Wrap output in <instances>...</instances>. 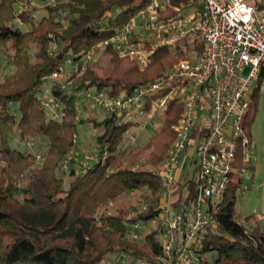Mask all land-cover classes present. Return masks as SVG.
I'll return each instance as SVG.
<instances>
[{"label":"trees","instance_id":"trees-1","mask_svg":"<svg viewBox=\"0 0 264 264\" xmlns=\"http://www.w3.org/2000/svg\"><path fill=\"white\" fill-rule=\"evenodd\" d=\"M42 1L49 3L45 6L47 15L36 20L27 0H0V264H99L103 258L122 252L151 261L162 253L161 230L135 242L128 236L126 223L149 222L161 215L162 184L156 172L137 165L142 152L148 150L153 151L150 165L166 162L184 107L172 100L154 136L143 145H135V140L128 147L125 136L138 124L116 116H106L102 122L88 118L104 131L96 137L97 161L84 167L72 156L78 125L85 123L78 120V96L91 89L110 97L131 95L159 80L165 70L177 60L188 59L189 54L182 46L161 48L143 69L109 45L104 50L111 65L107 73L100 74L92 66L96 61L86 65L73 86L62 89L68 77L63 75L62 64L70 58L78 62L92 47L109 41L150 0ZM170 2L182 11L189 6L184 5L185 0ZM18 4L22 5L19 10ZM114 10H118L116 15H112ZM195 50L201 55L203 44L198 42ZM9 66L12 73L3 77ZM55 73L61 74V80L53 79ZM48 78L54 82L51 98L63 108L61 119L49 118L42 104V87ZM162 95L150 99L146 110L151 111L152 101ZM256 110L255 102L245 122L249 136ZM15 138L41 143L39 165L34 154L11 146ZM140 147L142 152L137 150ZM128 157L133 159L127 161ZM65 163L69 165L68 189L58 176ZM248 169L238 155L219 205L217 226L204 242V253L215 256L209 264H264L263 219L256 218L255 226L247 228L235 215L243 174ZM193 176L183 178L191 191L188 198L194 197ZM135 192L141 193L138 206L115 214L107 212L120 196Z\"/></svg>","mask_w":264,"mask_h":264},{"label":"built area","instance_id":"built-area-1","mask_svg":"<svg viewBox=\"0 0 264 264\" xmlns=\"http://www.w3.org/2000/svg\"><path fill=\"white\" fill-rule=\"evenodd\" d=\"M188 5L193 13L186 16L170 0H150L109 41L92 47L83 64L76 62L73 73L62 86V89L73 86L75 77L84 73L86 65L97 61H93V54L98 47L105 49L112 45L120 56L135 60L145 69L161 48L203 44L201 55L194 50L193 59L180 60L159 80L139 87L131 95L82 93L108 117L116 116L120 121L138 125L139 117L147 115L150 123H155L172 100H178L184 107L176 141L164 166L156 172L164 201L158 217L164 239L162 253L145 261L122 252L103 258L99 264L211 263L204 253V242L210 230L217 226L219 205L238 155L243 157L244 166H251L255 160L256 145L245 129V122L256 96L264 93V0H191ZM53 79L61 80V74L55 73ZM159 94L162 97L153 100L151 111H147V103ZM42 104L49 118H62L60 105L53 98H42ZM36 145L34 141L27 142L28 147ZM189 148L196 154L193 198H188L191 191L186 183L177 181L179 162ZM34 155L40 162L42 153ZM61 171L67 174L68 163ZM184 191L188 193L185 201ZM173 201L179 202L175 209ZM261 218L264 219V212ZM126 225L129 238L135 242L151 233L139 222Z\"/></svg>","mask_w":264,"mask_h":264},{"label":"rangeland","instance_id":"rangeland-1","mask_svg":"<svg viewBox=\"0 0 264 264\" xmlns=\"http://www.w3.org/2000/svg\"><path fill=\"white\" fill-rule=\"evenodd\" d=\"M186 4H189L191 0H185ZM49 4L48 2H44L42 0H27L26 5H30L28 9L30 12H32L33 16L36 20H39L41 17L47 15V11L45 6ZM21 4H18L16 6L17 10L21 8ZM27 10V8H26ZM118 13V10H114L112 15H116ZM193 13V10L190 6H187L183 10V14L186 16H189ZM18 27L22 30H26L27 26H24L22 24H18ZM198 43V42H197ZM197 43L192 45H187L184 47V51L188 52L189 58L193 59L197 54L193 53L195 49H197ZM104 48L98 47L95 54H93V61L97 60V64H93L98 72L100 74H105L110 69V63L109 58L104 55ZM86 58L83 57L78 64L81 65L85 62ZM178 61V60H177ZM175 62L176 64L178 62ZM173 64V67L176 64ZM76 67V62L70 58V61H66L62 64V70L63 75L65 77L69 76L71 73H73L74 69ZM171 67L168 70H165L164 74L168 72L169 70L173 69ZM12 73V67H6V70L4 71L3 77L10 75ZM163 74V75H164ZM247 74V72L245 73ZM53 80L51 78H48L45 80L43 87H42V97L44 99L51 98V92L53 88ZM90 93H95L94 89L90 90ZM255 102L257 103V110H256V116L255 121L251 125L250 133L251 138L256 145V153H255V160L252 162L253 169H248L244 172L243 177V184L241 186V190L239 192V196L237 198V203L235 206V215L236 219L241 222L245 227L251 228L254 227L256 224V218L262 217V213L264 212V93H258V95L255 98ZM78 120L79 122L81 120H84L85 123H79L78 125V133L76 136V146L74 149V153L72 156L76 158L78 161V164H84L87 165L90 164V161L93 162L95 159L100 155L97 143H96V137L104 131L101 127H96L93 122L88 121V118L96 119L98 122H102L105 117L107 116L105 112H103L99 107H97L95 104H93L90 99L85 96V94H80L78 96ZM63 108L62 106H59V111L62 112ZM147 116H140L137 123L140 122V125H137L131 131H129L124 140V145H127L129 143H132L133 141L136 142L135 145L139 144H145L149 138L153 137L154 134L159 130L162 121L164 120L165 116L160 115L158 118H156L155 123H150V120ZM150 123L149 126H145L144 123ZM11 146L15 149H19L21 151H28L32 154L40 153L42 145L41 143H38L36 147L31 148L27 146L26 142H20L18 138H15ZM173 147V146H172ZM172 149V148H171ZM170 149V150H171ZM137 150H141L140 148H137ZM131 152H133V155L135 154L136 150L132 147L130 149ZM152 150L143 151L142 155L139 159L140 166L139 169H147L151 172H157L160 170L163 165H159L157 167H153L149 164L150 157L152 154ZM156 152V151H155ZM193 154V155H192ZM191 155L196 158V154L194 150H189L185 155L183 156V161L186 159H190ZM129 159V157H128ZM133 158L127 160L131 161ZM188 161L186 162L184 168H183V174L189 173V179L192 178L193 172L196 169V165L193 164L192 166H189ZM37 165L38 161H37ZM180 165V163H179ZM2 164L0 163V167ZM181 168V167H179ZM58 176L64 179V188L68 189L69 187V177L67 174L63 173L61 170L58 171ZM178 183H182L183 179L177 178ZM27 182V180H26ZM181 191V187H177V194L179 195ZM188 193L186 191L183 192V201L187 198ZM141 193L135 192L132 194H124L120 196L116 201H114L111 205H109L107 212L110 214L117 213L118 210H124L128 211L131 208L138 206V203L140 201ZM179 204L178 201H173L172 206L173 208H177V205ZM260 217V218H261ZM140 226L145 228L146 231L152 232V231H159L160 229V221L159 218L153 219L149 222H139ZM261 229L264 231V219L262 220ZM164 239L161 237V242H163ZM214 255H207V259L212 262L214 259Z\"/></svg>","mask_w":264,"mask_h":264},{"label":"crops","instance_id":"crops-1","mask_svg":"<svg viewBox=\"0 0 264 264\" xmlns=\"http://www.w3.org/2000/svg\"><path fill=\"white\" fill-rule=\"evenodd\" d=\"M189 150H194V149H193V148H189L188 151H189ZM188 151H187V152H188ZM192 155H193V154H192ZM192 155H191L189 161H188V159H186V158H185L184 161L182 160L183 158L180 160V162H179V163H180L179 167H181V168L178 169L177 178H178V177H179V178L182 177V179H183L185 175H189V173H185V174H183V168H184V166H185V164H186L187 161H188V163H189V166H192V165H193V162H194L196 159H195V157H193ZM194 164H195V163H194ZM250 169H253V166H252V165L250 166ZM163 203H164V202H163ZM177 206H178V205H177Z\"/></svg>","mask_w":264,"mask_h":264}]
</instances>
